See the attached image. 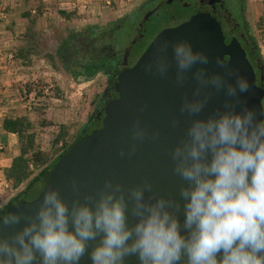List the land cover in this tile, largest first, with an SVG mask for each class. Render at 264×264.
Wrapping results in <instances>:
<instances>
[{
  "label": "clouds",
  "instance_id": "9594fccd",
  "mask_svg": "<svg viewBox=\"0 0 264 264\" xmlns=\"http://www.w3.org/2000/svg\"><path fill=\"white\" fill-rule=\"evenodd\" d=\"M168 46L165 42L144 64L146 73L155 70L166 77L172 63ZM172 49L177 85L185 83L194 65L209 63L187 41ZM216 64L223 74L209 75L203 67L192 73L194 99L185 97L179 109L181 115L198 116L213 91L223 90L231 98L224 100L225 111L192 119L170 150L172 172L184 182L179 199L171 194L146 198L153 190L148 180L130 188L105 180L101 189L73 199L71 206L59 189L49 188L34 215L10 212L0 223L14 227L26 222L12 235L0 228V264H80L85 254L91 264H125L130 256L139 264H264V123L240 99L249 91L247 79L219 59ZM228 77H235V83ZM178 123L174 119L172 126ZM133 128V140L142 141L146 130L138 121ZM72 189L79 195L75 181ZM129 214L136 219L131 227Z\"/></svg>",
  "mask_w": 264,
  "mask_h": 264
},
{
  "label": "water",
  "instance_id": "95a60500",
  "mask_svg": "<svg viewBox=\"0 0 264 264\" xmlns=\"http://www.w3.org/2000/svg\"><path fill=\"white\" fill-rule=\"evenodd\" d=\"M181 41H187L193 51L202 52L209 59L206 65H194L182 86L176 83L172 49L173 44ZM165 42L169 45L168 59L172 61L166 77H161L155 70L146 73L144 64L153 59L156 50ZM217 59L247 79L249 91L240 93V99L248 108L255 109L256 119H261L263 123L264 117L260 115L264 113L262 66H259L261 84L258 86L255 70L237 40L219 24L208 18L194 16L180 26L156 36L133 67L117 74L111 84L113 94L104 106V117L90 132L74 140L64 154L1 214L0 223L10 212L34 215L39 201L49 188L59 189L61 198L71 206L73 199L82 200L84 194H94L101 189L105 180L120 183L125 188L148 180L153 190L151 194L145 193L146 198L149 195L167 198L171 194L179 199L178 187L184 182L172 172L170 150L185 135L192 119H207L216 109L225 111L224 100L231 99L225 96L223 90L213 91L198 116L190 117L187 113L181 115L179 111L185 97L194 99L196 81L192 73L197 68H205L209 75L217 72L223 74V69L216 64ZM257 62L260 64L261 59ZM228 80L235 83V77H228ZM236 110H240L239 105ZM174 119L179 120L176 127L172 126ZM137 121L147 132L142 141L132 138L133 125ZM153 133L158 134L155 139L150 138ZM133 144L136 146L135 151L128 155ZM121 150L125 152L123 157L120 155ZM73 181L79 187V195L73 192ZM178 218L182 225L183 201ZM135 222L136 219L129 214V226ZM25 223L22 220L21 224L14 227L0 224V228H3L4 235H12L22 229ZM98 240L89 243V252ZM80 264H91L88 254L82 257ZM125 264H139V261L137 257L130 256L126 258Z\"/></svg>",
  "mask_w": 264,
  "mask_h": 264
},
{
  "label": "rangeland",
  "instance_id": "374dc122",
  "mask_svg": "<svg viewBox=\"0 0 264 264\" xmlns=\"http://www.w3.org/2000/svg\"><path fill=\"white\" fill-rule=\"evenodd\" d=\"M142 1L33 0L30 2L35 13L29 14L26 18L32 28L29 31L32 39L29 46L20 43L22 48L16 47L18 57L11 59L19 60L9 65V71L12 73L17 71L21 76H25L22 79L24 82H19L23 95L26 98L28 94L31 95V98L36 100V107L42 109V114L50 113L48 119L51 117V125L45 129L46 135H43L47 139V144L51 143V138L58 130L69 142L82 135L83 128L81 130L80 128L82 125L84 127L100 93V84L77 83L63 71L61 60L55 54L60 40L82 28L119 21ZM225 4L230 12L235 11L237 6L235 0H225ZM244 9L248 29L255 41L257 51L263 52L264 0H245ZM59 11H65V16H60ZM140 16L138 15V18ZM234 17L239 21L238 15L234 14ZM121 40L126 44L128 38L123 37ZM259 66H262L264 75L262 61ZM12 192L14 191L9 193Z\"/></svg>",
  "mask_w": 264,
  "mask_h": 264
},
{
  "label": "flooded vegetation",
  "instance_id": "af4514ba",
  "mask_svg": "<svg viewBox=\"0 0 264 264\" xmlns=\"http://www.w3.org/2000/svg\"><path fill=\"white\" fill-rule=\"evenodd\" d=\"M235 2V11L230 12L225 0H143L119 21L82 28L60 40L55 54L63 71L77 83L100 84L99 96L82 134L90 132L104 117V106L113 94L111 84L117 74L133 67L156 36L194 16L219 24L237 40L248 59H254L259 51L245 19V0ZM123 37L128 38L126 44ZM253 68L255 73L259 70ZM259 75L256 74L257 79Z\"/></svg>",
  "mask_w": 264,
  "mask_h": 264
},
{
  "label": "crops",
  "instance_id": "0c3cea01",
  "mask_svg": "<svg viewBox=\"0 0 264 264\" xmlns=\"http://www.w3.org/2000/svg\"><path fill=\"white\" fill-rule=\"evenodd\" d=\"M31 1L33 0H0V210L7 209L15 195L23 190L27 183L26 181L20 184L18 188H13L12 182L6 179V172L11 168L13 160L20 155V141L17 134L3 129L4 119L27 118L32 125L31 132L35 135L36 148L49 154L52 158L64 149L65 142L67 144L73 142H69L67 137L62 135V139L57 145H54V138L59 132L58 130L51 138V143L47 144V139L43 135H46L44 134L45 129L51 125V117L48 119L50 113L42 114V109L36 107V100L32 99L29 94L28 98L23 95L19 82L23 83L22 79L25 76H21L17 71L15 73L9 71V65L13 61L19 60L11 59L18 57L16 47L22 48L20 43L29 46L32 39L29 32L32 28L26 18L28 14L35 13L32 5H30ZM259 58L264 64V51H259ZM86 83L89 84V82ZM51 116H53L52 112ZM82 128L83 125L80 130ZM29 168L32 171V176L35 175L36 171H33L31 163ZM8 191H16L17 193H9Z\"/></svg>",
  "mask_w": 264,
  "mask_h": 264
},
{
  "label": "trees",
  "instance_id": "16d2710c",
  "mask_svg": "<svg viewBox=\"0 0 264 264\" xmlns=\"http://www.w3.org/2000/svg\"><path fill=\"white\" fill-rule=\"evenodd\" d=\"M59 14L60 16H65L66 12L59 11ZM258 57L259 54L254 55V59H249L251 65L255 68L259 67V64L257 62ZM256 74L257 76L259 75L258 69H256ZM262 83V87L264 88V80L262 81ZM257 84L258 86L261 84L259 78L257 79ZM262 106L264 109V101L262 102ZM3 129L7 132L17 134L20 141V155L13 160L11 168L6 172V179L12 182L13 188H18L20 184L27 181L25 188L18 192L13 198V201L11 202V204H13L15 200L18 199L23 194V192L27 188H29L30 185L34 181H36L47 168L52 166L64 154V152L66 151L65 149L69 144L65 142L64 149H62V151L58 155L52 158L49 156V154L42 152L38 148H36L35 135L31 132L32 125L27 120V118H6L3 121ZM81 136L82 135H80L79 137ZM61 139V131H59L54 138V145H57ZM30 163L33 166V171H36V174L33 176L32 171L29 168ZM5 210L6 208L0 210V216Z\"/></svg>",
  "mask_w": 264,
  "mask_h": 264
}]
</instances>
